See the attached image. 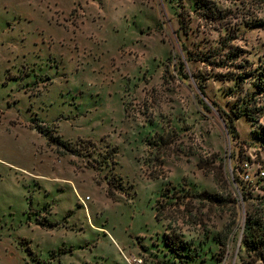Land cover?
Instances as JSON below:
<instances>
[{
	"label": "rangeland",
	"instance_id": "obj_1",
	"mask_svg": "<svg viewBox=\"0 0 264 264\" xmlns=\"http://www.w3.org/2000/svg\"><path fill=\"white\" fill-rule=\"evenodd\" d=\"M216 1L264 67V11L246 24L248 8ZM204 10L198 0H0V264H236L244 220L264 199V116L234 119L238 137L228 130L218 109L238 110L233 83L199 61L225 29ZM74 35L80 64L58 52ZM187 191L226 202L170 205ZM174 230L188 242L182 256L165 244Z\"/></svg>",
	"mask_w": 264,
	"mask_h": 264
},
{
	"label": "trees",
	"instance_id": "obj_2",
	"mask_svg": "<svg viewBox=\"0 0 264 264\" xmlns=\"http://www.w3.org/2000/svg\"><path fill=\"white\" fill-rule=\"evenodd\" d=\"M227 1L248 8V12H245L243 16L246 24H251L246 21V16L249 13H251V20L254 19L253 25L262 24L261 12L264 11V0ZM198 3L205 9L201 16L203 19H206L216 29H225V36H222L219 44L211 47L205 53V56L199 58V61L204 62L213 72L218 70L215 74L218 80L223 83H233L230 90H235L236 92L238 110L233 111L232 114L221 107L218 110L226 122L228 130L238 137L234 119L246 117L252 123H256L264 116V67L256 66L255 62L249 58V52L242 45L235 43L241 37L240 28L237 25H232L231 19L227 22L224 20L226 15H222V10H217L215 6L216 0H198ZM183 13H185L184 10ZM183 19L181 18L180 20L181 29L185 34H188L190 28L188 24H185ZM181 65L184 66V62ZM199 90L206 97L205 86L203 84L199 86ZM213 103L218 106L216 102ZM51 141L61 142L57 141L55 137H52ZM234 181L237 182V178ZM170 192L171 189L167 188L163 194V198L157 201L155 207L157 220L165 218L164 210L166 207L163 202L166 198H173L169 196ZM175 199L176 202H171L170 205H175L179 208L184 205L185 208L182 212L185 213L193 212L196 208L195 203L197 200H209L211 203L219 206H224L226 202L224 198L207 192L197 194L187 191L184 196H178ZM237 202L234 199L235 205ZM167 228L170 229V227ZM219 243L222 249L225 250L227 244L222 240H219ZM165 244L176 255L182 256V249L188 245V242L184 240L180 232L174 230L173 233L169 232L165 234ZM240 248L241 254H238L236 264H264V199H258L255 202L253 210L248 213V216L244 220Z\"/></svg>",
	"mask_w": 264,
	"mask_h": 264
},
{
	"label": "crops",
	"instance_id": "obj_3",
	"mask_svg": "<svg viewBox=\"0 0 264 264\" xmlns=\"http://www.w3.org/2000/svg\"><path fill=\"white\" fill-rule=\"evenodd\" d=\"M62 9V11L65 13L64 15H69L71 12H72V10H73V8L71 7V9H70V6H64V7H62L61 8ZM64 22H62V21H60V20H58V22H57V24L60 26V28H64V29H66V28H69V27H71L72 28V24H70V22H69V20H67V19H64L63 20ZM85 22L83 23V24H81V25H83L82 27H85ZM81 25H79L78 24V26H81ZM77 44V42H76V37H75V35L72 37H70V39H65L64 40V42L61 44V46H60V48H59V50H58V52L59 53H64V54H70V59L72 60V62L73 63H82L81 62V60L79 59V57H77V59H74L75 57H76V52H78L79 50H78V46L76 45ZM86 54L84 53V56H85ZM135 66V65H134ZM134 69V68H133ZM106 104V103H105ZM105 104L104 105H99V108H98V111L100 110V108L102 107V106H104L105 107ZM107 107V108H106ZM106 107L104 108V109H101V111H100V113H98V115H94V116H91V118H90V121H95L94 122V125H96V126H99V122L101 121V119H100V115L101 114H104L105 113V111L109 108V109H111V106L109 105L108 106V103L106 104ZM95 110V109H94ZM97 110V109H96ZM124 112H126V109H125V107H124ZM97 111V112H98ZM109 134V133H108ZM108 134H107V132L106 133H103V134H101V140L104 138V136H108ZM81 138V137H80ZM86 138H89V139H93V138H90V137H86ZM93 140H95V139H93ZM96 141H99V140H96Z\"/></svg>",
	"mask_w": 264,
	"mask_h": 264
},
{
	"label": "built area",
	"instance_id": "obj_4",
	"mask_svg": "<svg viewBox=\"0 0 264 264\" xmlns=\"http://www.w3.org/2000/svg\"><path fill=\"white\" fill-rule=\"evenodd\" d=\"M246 167L248 171L251 170L248 164H246ZM248 171H246L242 177V180L245 181L246 183H250L253 181V175L248 173ZM256 176L259 178H264V169H262L260 172H257Z\"/></svg>",
	"mask_w": 264,
	"mask_h": 264
}]
</instances>
